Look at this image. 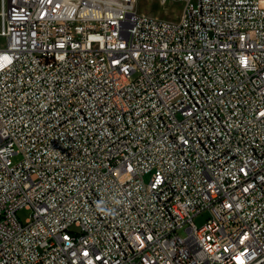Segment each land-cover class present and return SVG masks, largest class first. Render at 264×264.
Instances as JSON below:
<instances>
[{
  "label": "built area",
  "instance_id": "1",
  "mask_svg": "<svg viewBox=\"0 0 264 264\" xmlns=\"http://www.w3.org/2000/svg\"><path fill=\"white\" fill-rule=\"evenodd\" d=\"M181 1L0 0V264H264V0Z\"/></svg>",
  "mask_w": 264,
  "mask_h": 264
},
{
  "label": "rangeland",
  "instance_id": "2",
  "mask_svg": "<svg viewBox=\"0 0 264 264\" xmlns=\"http://www.w3.org/2000/svg\"><path fill=\"white\" fill-rule=\"evenodd\" d=\"M134 6L139 13L158 16L169 21H177L182 13L181 0H135ZM150 177L151 174H146L144 176L145 181L149 182ZM17 214L19 219L24 222L31 216V210L22 207ZM211 215L210 210H204L194 217V222L198 227H201ZM186 227L179 229V233L183 236L187 235Z\"/></svg>",
  "mask_w": 264,
  "mask_h": 264
},
{
  "label": "bare ground",
  "instance_id": "3",
  "mask_svg": "<svg viewBox=\"0 0 264 264\" xmlns=\"http://www.w3.org/2000/svg\"><path fill=\"white\" fill-rule=\"evenodd\" d=\"M116 1H127V0H116ZM198 251H208V244H198Z\"/></svg>",
  "mask_w": 264,
  "mask_h": 264
}]
</instances>
